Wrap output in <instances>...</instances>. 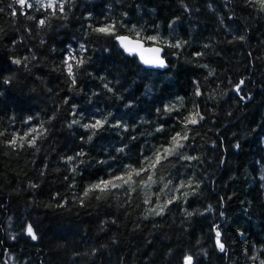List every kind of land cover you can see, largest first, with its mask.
Masks as SVG:
<instances>
[{
	"label": "trees",
	"instance_id": "1",
	"mask_svg": "<svg viewBox=\"0 0 264 264\" xmlns=\"http://www.w3.org/2000/svg\"><path fill=\"white\" fill-rule=\"evenodd\" d=\"M47 4L0 0V264H184L186 256L192 264H264L260 5ZM111 24L114 34L96 31ZM123 34L157 36L145 41L164 45L168 67L142 65L119 45ZM197 111L203 119L188 124ZM32 128L42 134L21 146L19 137ZM177 133L187 134L183 147L154 174L135 177V191L83 195L127 166L139 169ZM14 135L17 144L10 145ZM148 175L155 182L144 187L139 181Z\"/></svg>",
	"mask_w": 264,
	"mask_h": 264
},
{
	"label": "snow or ice",
	"instance_id": "2",
	"mask_svg": "<svg viewBox=\"0 0 264 264\" xmlns=\"http://www.w3.org/2000/svg\"><path fill=\"white\" fill-rule=\"evenodd\" d=\"M17 2L23 6L27 0H17ZM255 3H258L261 7L262 10H264V0H254ZM57 4V0H49L47 7L49 8H55ZM31 5H29L30 7ZM63 3L59 4V8L60 11H63ZM39 23L41 25H43L45 23L44 20H40ZM96 31L100 32V33H104V34H114L115 32V25L111 24V25H107L104 27H100L98 29H96ZM140 34L137 33V37H139ZM119 41L121 46L128 51L129 53L132 52H136V51H140L141 52V60L146 63V64H157L160 67H164L165 65V61L164 59H162L160 57V52L162 51L161 48L158 47H151V48H147L144 49L143 47V43L141 42V40H148V41H157L159 38L157 36H148V37H143V38H138V39H130L127 36H117L116 37ZM241 39H243V37H241ZM173 47H180V44H176V45H172ZM83 47V46H82ZM144 52H148L151 53L152 56L150 58H146L144 56ZM74 59V58H73ZM13 63L16 64H20L21 61L20 60H14ZM65 63L67 64V72L69 74V76L73 77V84L75 83V79H74V73H73V65L71 63H67V61H65ZM78 63H83V60L79 61ZM244 83L243 80H241L239 82V84L236 86V90L239 91L240 89V85H242ZM197 95H200L199 91H197L196 93ZM168 111H171V108L166 109ZM197 117H199V119H203L202 116L199 115V112H195L193 114H191L189 117H186V121L188 124H196L198 123V119ZM29 120H31L32 118L29 117ZM106 122L105 120H96L95 123L90 124V125H84L85 128H98L101 127L103 125V123ZM42 128V126H41ZM160 129H157V131H159ZM32 133H37V135H41L42 131L37 129V128H32L30 129L29 132L25 133L24 136H20L19 137V141L21 146H23V142L25 141L26 137L32 135ZM4 133L0 132V135H3ZM94 134V133H93ZM36 136H33V138L31 140H28V144L29 146H34L36 144ZM89 139H91V136L89 137ZM187 134L185 133L184 135H181L180 133H177L176 136L172 137L171 140V145L169 147L163 148V150H157V152L154 154V158H145V162L144 164H142V166L137 169V168H133L132 166H127L126 170L119 175H116L114 177H112L111 179H101L98 182L90 185L85 192L83 193L84 196H88L90 192L93 191H98L100 193H104L107 191H110L111 189H116V188H122L127 186L129 189H131L132 191H135V188L133 187L134 184L137 183V181L135 180V177H139L142 175V173L144 172H149V171H153L154 174V169L156 168V166L158 164H160V162L162 161V159H166L168 155H172L174 154L177 149L182 148L183 144L181 143L182 140H187ZM10 145H16L17 144V137L14 135L12 140L9 141ZM120 151H123V149H120ZM69 160H72V157L68 158ZM188 159H195V157H188ZM117 181L119 183H117ZM155 181L153 180V175H148L147 180H143L141 179V181H139L140 184H142L144 187H149L150 183H154ZM180 187H184L183 184L180 185ZM99 198V197H97ZM146 203L149 202V200L145 201ZM173 201L171 199H169L167 201L168 204L172 203ZM164 207H166V205H162L159 206V212H157V214H160L163 212ZM151 211H156L155 208H153ZM27 233L32 237V239H37L34 230L32 228L31 225H29L27 227ZM221 237V233L219 231L216 232V244L219 247V249L221 251L225 250V245L224 243L221 241L220 239ZM193 261V257L192 256H186L184 259V264H192Z\"/></svg>",
	"mask_w": 264,
	"mask_h": 264
},
{
	"label": "water",
	"instance_id": "3",
	"mask_svg": "<svg viewBox=\"0 0 264 264\" xmlns=\"http://www.w3.org/2000/svg\"><path fill=\"white\" fill-rule=\"evenodd\" d=\"M119 36H127V37H129L130 39H133V40H135V39H138L137 37H134V36H131V35H126V34H123V35H119ZM117 41L119 42V45L121 46V44H120V41L117 39ZM141 42L143 43V47H144V49H147V48H151V47H158V48H161L162 49V51L160 52V57L162 58V59H164V61H165V65L166 66H164V67H160V66H158L157 64H146V63H144L142 60H141V52L138 50V51H136V52H132V54H135L138 58H139V60H140V62H141V64L142 65H144L145 67H147V68H149V69H158V70H163V69H165V68H167L168 67V60H167V58H166V56H165V47H164V45H162V44H157V43H154V44H148L145 40H141ZM121 48L126 52V53H129L128 51H126L122 46H121ZM144 54V56L146 57V58H150L151 56H152V54L151 53H148V52H144L143 53ZM193 262V261H192Z\"/></svg>",
	"mask_w": 264,
	"mask_h": 264
},
{
	"label": "rangeland",
	"instance_id": "4",
	"mask_svg": "<svg viewBox=\"0 0 264 264\" xmlns=\"http://www.w3.org/2000/svg\"><path fill=\"white\" fill-rule=\"evenodd\" d=\"M37 1H41L44 4H47L49 2V0H37ZM57 1H60V0H57Z\"/></svg>",
	"mask_w": 264,
	"mask_h": 264
}]
</instances>
